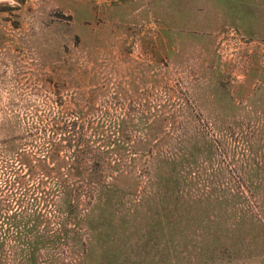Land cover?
Listing matches in <instances>:
<instances>
[{"label": "rangeland", "instance_id": "374dc122", "mask_svg": "<svg viewBox=\"0 0 264 264\" xmlns=\"http://www.w3.org/2000/svg\"><path fill=\"white\" fill-rule=\"evenodd\" d=\"M0 213V264H264V0H0Z\"/></svg>", "mask_w": 264, "mask_h": 264}, {"label": "trees", "instance_id": "16d2710c", "mask_svg": "<svg viewBox=\"0 0 264 264\" xmlns=\"http://www.w3.org/2000/svg\"><path fill=\"white\" fill-rule=\"evenodd\" d=\"M15 169V168H14ZM14 169H11V172H13V170ZM18 176H16L15 178H17ZM13 179L12 180V182L11 181H9L8 183H6L7 185L9 184V187L11 188L12 187V184L14 185V187H13V189L14 190H19V188H18V186L20 185L19 184V182H17L16 181V179ZM16 188V189H15ZM30 188L31 187H22V188H20V194L17 196V205L18 204H20V203H24L25 201H27V200H29L30 199V196L29 195H27V194H25V193H31L30 192ZM32 199V201H33V198H31ZM34 202V201H33ZM22 210L20 209V212H21ZM38 212H40V209H39V211H38V209H36V214L38 213ZM35 213V212H34ZM16 214V213H15ZM39 214V213H38ZM14 215V214H13ZM18 215H20V214H18ZM0 218L2 219V224L1 225H3V227H5L6 225H7V223H4V222H11V221H15V219L13 218V217H11V215L9 216V215H6V213H4V214H1L0 213ZM12 224V223H11ZM10 224V225H11Z\"/></svg>", "mask_w": 264, "mask_h": 264}]
</instances>
